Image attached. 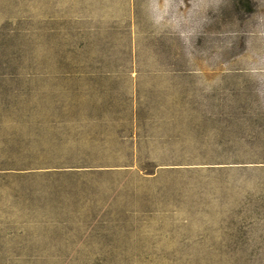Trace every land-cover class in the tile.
Returning a JSON list of instances; mask_svg holds the SVG:
<instances>
[{"label": "rangeland", "instance_id": "1", "mask_svg": "<svg viewBox=\"0 0 264 264\" xmlns=\"http://www.w3.org/2000/svg\"><path fill=\"white\" fill-rule=\"evenodd\" d=\"M0 264H264V0H0Z\"/></svg>", "mask_w": 264, "mask_h": 264}]
</instances>
